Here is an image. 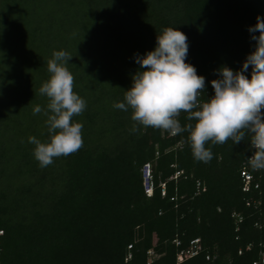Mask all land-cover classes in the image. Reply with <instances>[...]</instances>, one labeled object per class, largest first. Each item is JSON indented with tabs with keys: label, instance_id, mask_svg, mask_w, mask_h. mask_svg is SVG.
I'll return each mask as SVG.
<instances>
[{
	"label": "trees",
	"instance_id": "trees-1",
	"mask_svg": "<svg viewBox=\"0 0 264 264\" xmlns=\"http://www.w3.org/2000/svg\"><path fill=\"white\" fill-rule=\"evenodd\" d=\"M258 16L264 0H0V264H261L264 170L247 163L249 137L209 142L211 161L198 162L187 133L133 131L131 109L113 107L142 70L135 54L154 50L169 27L188 37L186 63L210 99L216 70L239 71L254 51L248 28ZM60 50L87 104L73 118L83 146L41 168L28 138L49 140L33 108L46 107L39 88ZM195 239L201 250L190 256Z\"/></svg>",
	"mask_w": 264,
	"mask_h": 264
},
{
	"label": "clouds",
	"instance_id": "clouds-1",
	"mask_svg": "<svg viewBox=\"0 0 264 264\" xmlns=\"http://www.w3.org/2000/svg\"><path fill=\"white\" fill-rule=\"evenodd\" d=\"M248 31L255 42L254 51L247 55L241 70L233 71L227 66L217 69L220 78L210 82L214 95L201 99L206 80L186 63L188 37L177 28L163 29L156 36L154 50L143 56L135 54V62L142 70L132 75L124 102L113 107L131 109L133 131L140 126L159 129L173 137L187 133L193 158L198 162L211 161L213 154L205 147L209 142L222 145L231 140L235 145L248 136L252 155L247 163L253 170H264V18L258 16ZM71 59L66 51L53 52L47 61L49 79L39 88V94L47 98L46 107L33 108V115L42 113L46 117L49 134L47 142L34 136L28 138L35 145L33 156L41 168L83 146V125L73 118L80 116L87 104L73 90L74 76L66 67ZM249 68L250 77L245 74ZM182 113L188 121L183 126L179 120Z\"/></svg>",
	"mask_w": 264,
	"mask_h": 264
},
{
	"label": "built area",
	"instance_id": "built-area-1",
	"mask_svg": "<svg viewBox=\"0 0 264 264\" xmlns=\"http://www.w3.org/2000/svg\"><path fill=\"white\" fill-rule=\"evenodd\" d=\"M143 171V176H144V184H145V189H146V192L147 194L150 196L152 195L153 193V186H154V182H153V170H152V166L150 163H146L142 169ZM243 176H244V180L246 182L245 184V188L244 190L248 191L250 189L249 187V184H250V181H251V175L247 172V171H243ZM165 184H163V195L166 194V191H165ZM200 187V183H198V191L200 190L199 189ZM200 242L201 240L200 239H195L192 243H191V247H190V250L188 251V253L190 254V256H195L199 253V251L201 250L200 248ZM150 254V257H149V262L152 261V259L156 256L155 252L154 251H150L149 252ZM180 257H182V255H179ZM211 257L208 256L207 259H210ZM254 264H260L259 262H255ZM261 264H264V254H263V257H262V262Z\"/></svg>",
	"mask_w": 264,
	"mask_h": 264
},
{
	"label": "rangeland",
	"instance_id": "rangeland-1",
	"mask_svg": "<svg viewBox=\"0 0 264 264\" xmlns=\"http://www.w3.org/2000/svg\"><path fill=\"white\" fill-rule=\"evenodd\" d=\"M45 15L47 16V9H46V11H45ZM41 28H43V29H45L46 28V26H44V27H41ZM16 70H14V72H15Z\"/></svg>",
	"mask_w": 264,
	"mask_h": 264
}]
</instances>
